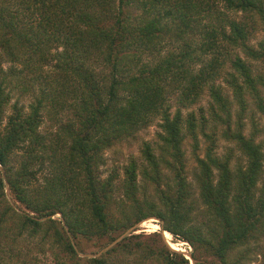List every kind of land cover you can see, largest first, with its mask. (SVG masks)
I'll return each mask as SVG.
<instances>
[{
    "label": "trees",
    "instance_id": "trees-1",
    "mask_svg": "<svg viewBox=\"0 0 264 264\" xmlns=\"http://www.w3.org/2000/svg\"><path fill=\"white\" fill-rule=\"evenodd\" d=\"M258 31L264 0H0V264H40L38 235L59 264H192L162 232H136L150 217L193 247L194 264H247L264 235ZM37 82L28 110L12 103ZM50 104L71 113L53 136L41 130ZM155 115L162 145L144 143L123 178L117 168L103 177L106 150ZM220 137L247 163L233 147L219 153ZM26 234L27 248L15 247ZM84 239L103 252L82 256Z\"/></svg>",
    "mask_w": 264,
    "mask_h": 264
},
{
    "label": "rangeland",
    "instance_id": "rangeland-1",
    "mask_svg": "<svg viewBox=\"0 0 264 264\" xmlns=\"http://www.w3.org/2000/svg\"><path fill=\"white\" fill-rule=\"evenodd\" d=\"M137 5V4H136ZM138 6V5H137ZM139 7V6H138ZM129 11V10H128ZM132 14H133V18L136 19L137 23H141L140 20V16H143V8H135L132 7L131 8ZM136 23V24H137ZM256 38L253 40V42H258L259 40L264 38V32L263 31H258L256 34ZM12 63L11 62H7L5 61L3 63V67L5 70H9L11 67ZM18 68L17 69H21V64L17 65ZM140 65H137L136 68L134 69L135 66H130V68L137 70L138 67ZM196 68L194 70H198L201 67V64L198 63L195 65ZM46 68L51 69L52 66H46ZM255 69L260 70L262 72H264V64L258 63L255 66ZM40 82V81H39ZM37 82V85L35 86L34 89H30L28 90V92L21 94L19 91L15 92L14 98L12 100V103H14L15 101H19L20 104L25 105V107L27 108V110L29 109V105L31 102L34 101V99L36 98V96H38L39 93V85L40 83ZM209 97H205L203 98L197 105H195V109L198 111L199 107H207V105H209L210 100H208ZM170 105L171 106V113L174 114L175 110L177 108V104H176V100L175 98H171L170 99ZM51 104L48 106L50 107ZM52 107V106H51ZM167 107V106H166ZM55 108L52 107V113L51 114H45L44 113V124L41 127V130L43 131V133L47 134L48 136L50 135H55L57 128H59V126L61 125L62 120H67L69 118H71V113L68 111H56ZM7 113H9V107H8V111ZM185 114L187 113L186 110L184 112ZM161 122V117H159V115H155L154 117L151 118L150 122L148 124L143 125L140 129L136 130L134 133L133 137H129L126 140H122L121 143H118L117 145H115L114 147L107 149L104 156L107 159V162L105 165L102 166V172H103V177H107L111 171L114 170V168L119 169L121 178L124 177V173L121 169V167H123L124 164L129 162V159L131 156L135 157L138 162H143L144 161V157L142 154V147L144 145V143H152L154 145H156V143H159L160 145H162V140L159 137V133L161 131V127L159 125V123ZM260 125L262 127H264V119L260 120ZM250 133V129H248V132ZM203 136H200V138H202ZM188 137H186L187 139ZM258 140H263L264 141V131L261 133L260 137L257 138ZM218 152L219 153H223L225 151H227L229 149V147H233V155L234 158L237 159L238 161H241L243 164L247 163V157L244 156L242 154V152L238 149V147H235L234 143L228 142L227 140H225V138L220 137V139L218 140ZM184 149L186 150V156L189 159L190 165L193 167L194 165V154H193V140L192 139H187L184 143ZM204 147L200 150V155L202 156L204 154ZM1 167V166H0ZM2 168V167H1ZM6 177V176H5ZM190 180L193 182V184H195V180H194V174L190 175ZM141 189L144 188L145 185H143V181L141 180ZM262 183L259 184V186H261ZM7 195L9 197V199H12V193L9 189V186H7L6 189ZM197 195V194H196ZM17 207L18 203L16 202ZM21 207V206H20ZM19 210H21L19 208ZM61 216V213H57L56 214V218H59ZM136 228H138V230H136V232L138 233H142V234H150L153 232H162L165 236L166 241H169L168 244L172 247V249H176L177 246H179L180 249H178V251L183 252L184 254L187 255V257L190 258V253L192 254L193 251V247L191 245H189L187 242L185 241H177L175 239V237L169 232V231H162L161 229V225L159 223V219L155 218V217H150L146 220H144L141 224L136 225ZM132 231V230H131ZM14 233H12L11 235H13ZM128 234V232H127ZM40 235L37 236L36 239H34L35 244L33 246V250L31 255L34 257H38L36 258L38 263L40 264H59L57 259L55 258V255L52 253V249L50 248V244L51 243H47L45 245V251L44 252H40L38 249L39 243H40ZM27 240V234L24 235L23 237H20L18 241L15 242V247H26V244L28 241ZM105 241V240H104ZM103 241V242H104ZM252 246L250 247L251 253H250V258L249 260H247V264H264V235L263 236H259V240H252ZM6 243V241H4ZM102 242V243H103ZM179 244V245H178ZM99 245V242H93V241H88V240H82V247L85 248V251H80V254L82 256H90V257H94L97 256L99 254H101L102 252L98 251L99 248L97 247ZM242 249H245V247H242ZM241 252V248L236 250L233 253L232 257H238L240 255ZM191 259V258H190ZM211 259V258H210ZM233 259V258H232ZM16 260V259H14ZM192 261V259H191ZM118 261H114V264H119L117 263ZM192 263H194L192 261Z\"/></svg>",
    "mask_w": 264,
    "mask_h": 264
},
{
    "label": "water",
    "instance_id": "water-1",
    "mask_svg": "<svg viewBox=\"0 0 264 264\" xmlns=\"http://www.w3.org/2000/svg\"><path fill=\"white\" fill-rule=\"evenodd\" d=\"M127 232H129V231H127ZM127 232L126 233H124V234H122L120 237H118V239L116 240V241H114L113 243H111L110 245H108L104 250H107L109 247H111L112 245H114L115 243H117L122 237H124L126 234H127ZM169 241H167V243H168ZM189 258V257H188ZM190 258L192 259V261H193V257H192V254L190 253ZM192 264H194V263H192Z\"/></svg>",
    "mask_w": 264,
    "mask_h": 264
}]
</instances>
